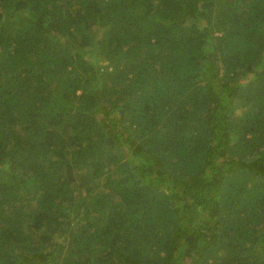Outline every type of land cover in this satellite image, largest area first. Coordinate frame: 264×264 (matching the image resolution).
<instances>
[{"label":"trees","instance_id":"trees-1","mask_svg":"<svg viewBox=\"0 0 264 264\" xmlns=\"http://www.w3.org/2000/svg\"><path fill=\"white\" fill-rule=\"evenodd\" d=\"M0 264H264V0H0Z\"/></svg>","mask_w":264,"mask_h":264}]
</instances>
